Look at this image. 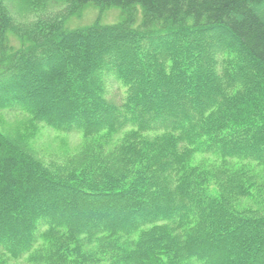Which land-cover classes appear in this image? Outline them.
<instances>
[{
    "label": "trees",
    "instance_id": "1",
    "mask_svg": "<svg viewBox=\"0 0 264 264\" xmlns=\"http://www.w3.org/2000/svg\"><path fill=\"white\" fill-rule=\"evenodd\" d=\"M45 1L26 25L0 0V111L25 118L0 130V264H264V0ZM94 3L157 25L66 27ZM40 127L78 151L38 157Z\"/></svg>",
    "mask_w": 264,
    "mask_h": 264
},
{
    "label": "rangeland",
    "instance_id": "2",
    "mask_svg": "<svg viewBox=\"0 0 264 264\" xmlns=\"http://www.w3.org/2000/svg\"><path fill=\"white\" fill-rule=\"evenodd\" d=\"M3 7L12 17L15 24H28L32 21L48 19V16L59 13L64 4H50L45 0H1ZM126 21L132 26L153 28L157 22L149 17L142 8L138 6L118 7L113 5L103 6L97 3L88 4L77 9L75 13L70 12L66 20L67 28H76L93 24L94 22L109 24ZM184 39L181 40L183 42ZM214 49V47L212 48ZM214 51L215 60L225 59L223 51ZM191 60L198 62L199 58L192 56ZM249 72V70H247ZM125 89L112 79L107 81V97L119 102L124 96ZM24 116L20 114H6L0 111V130L10 135H15L16 123L25 124ZM37 154L38 157L49 161L54 158H62L66 155L76 153L81 145L80 135L77 133H64L40 127L26 144ZM205 158L196 155V160ZM259 169L255 168V171ZM260 171V170H258ZM264 178V177H263ZM11 264H23V262H12Z\"/></svg>",
    "mask_w": 264,
    "mask_h": 264
}]
</instances>
